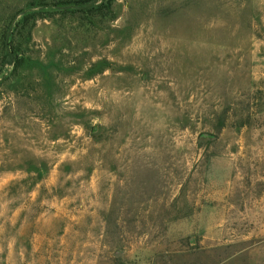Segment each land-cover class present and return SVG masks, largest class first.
Masks as SVG:
<instances>
[{"label":"rangeland","instance_id":"374dc122","mask_svg":"<svg viewBox=\"0 0 264 264\" xmlns=\"http://www.w3.org/2000/svg\"><path fill=\"white\" fill-rule=\"evenodd\" d=\"M0 264H264V0H0Z\"/></svg>","mask_w":264,"mask_h":264},{"label":"trees","instance_id":"16d2710c","mask_svg":"<svg viewBox=\"0 0 264 264\" xmlns=\"http://www.w3.org/2000/svg\"><path fill=\"white\" fill-rule=\"evenodd\" d=\"M85 5H88V4H84L83 2H79V3H75V4H70L68 6V10H64L65 12L64 13H73V12H78V13H86L85 11ZM75 9V10H74ZM35 14H30L28 16H25L24 20H29L31 17H34ZM5 44V43H4ZM12 50V49H11Z\"/></svg>","mask_w":264,"mask_h":264},{"label":"water","instance_id":"95a60500","mask_svg":"<svg viewBox=\"0 0 264 264\" xmlns=\"http://www.w3.org/2000/svg\"><path fill=\"white\" fill-rule=\"evenodd\" d=\"M10 35H11V33H9L7 41H6V46H7V50H8V54H9L8 58H7L6 62H5V64L7 66H12L14 64V54H13L11 48H10V42H9Z\"/></svg>","mask_w":264,"mask_h":264}]
</instances>
